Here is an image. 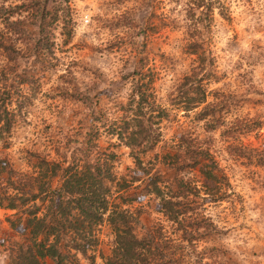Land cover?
<instances>
[{
  "label": "rangeland",
  "instance_id": "374dc122",
  "mask_svg": "<svg viewBox=\"0 0 264 264\" xmlns=\"http://www.w3.org/2000/svg\"><path fill=\"white\" fill-rule=\"evenodd\" d=\"M190 1L44 0L46 17L39 28L37 18L24 19L27 9L21 2L28 0H0V90L10 92L14 112L7 140L0 139V156L27 171L32 170L33 152L69 161L79 155L85 123L100 125V147L117 152L118 175L141 174L134 183L140 187L128 192L139 198L133 205L142 209L138 234L157 221L178 234L176 224L159 211L158 199L141 183L144 166L150 167V174L161 170L166 178H172L175 169L157 161L137 167L128 146L106 132L108 122L121 121L119 104L130 92L129 72L138 64L149 66L156 98L169 109L159 124L163 140L191 133L210 142L229 177L231 194L203 201L200 207L218 225L213 243L219 248L214 252L220 260L228 254L231 264H264V164L256 161L264 156V125L233 135L224 125L207 131L203 120L195 118L196 109L185 111L170 103L181 76L197 64L196 54L185 51L186 42L195 38L214 59L218 79H205L208 88L220 87L233 97L228 115L242 120L264 114V0H212V11L206 0L196 6ZM221 3L229 6V19L220 14ZM17 18L22 22L16 29L7 25ZM189 175L199 186L205 182L198 169ZM13 211L0 207V264L8 262L4 244L13 232L5 215ZM96 227L97 244L85 254L69 249L65 264H104L113 233L106 219ZM199 230L202 237L189 252L190 264L210 261L207 247L212 240L203 227ZM45 264L55 263L47 258Z\"/></svg>",
  "mask_w": 264,
  "mask_h": 264
},
{
  "label": "trees",
  "instance_id": "16d2710c",
  "mask_svg": "<svg viewBox=\"0 0 264 264\" xmlns=\"http://www.w3.org/2000/svg\"><path fill=\"white\" fill-rule=\"evenodd\" d=\"M28 1L21 2L27 9L24 19L37 18L41 28L47 11L44 0ZM200 1L191 0L190 3L196 6L205 0ZM206 1L207 8L212 11L213 1ZM2 7L1 3L0 13ZM220 7V14L229 19V6L221 3ZM15 20L7 22V25L16 29V24L22 19ZM3 47L9 49L11 46ZM185 49L187 53L196 54L197 64L181 76L170 103L185 111L196 109L195 118L203 120L207 131L224 125V130L233 135L261 128L264 114L242 120L230 117L232 95L220 87L208 88L209 80L205 79L216 81L218 75L212 67L213 56L201 39L187 41ZM9 56L15 59L13 54ZM129 77L128 98L119 104L123 111L121 121L113 119L108 122L106 132L128 146L137 167L142 162L157 161L175 169L176 174L166 178L161 170L150 174V167L144 166L142 173L145 177L141 183L146 192L158 199L159 211L165 219L172 225L176 224L175 229L180 232H168L163 223L157 221L138 234L136 228L140 225L142 209L133 205L139 198L128 192L139 186L134 183L141 174L128 172L118 175L114 170L117 152L108 147L101 148L100 125L86 122L84 138L77 149L79 155L69 161L33 152L32 170L27 171L14 168L8 158L0 156V207L14 210L5 215V221L13 232L4 244L7 264H45L47 258L55 264H65L69 249L85 254L97 244L96 226L104 219L113 233L111 251L102 256L104 264H190L189 252L196 249L202 237L200 227L212 240L207 247L211 254L206 264H231L228 254H223L225 256L220 260L214 252L219 248L213 243L219 233L218 225L210 215L200 211L203 201L224 199L232 191L226 171L209 146L211 143L191 133L163 140L159 124L167 118L169 109L156 98L152 86L153 71L149 66L144 69L138 64L129 72ZM9 98L8 90H0V139L5 141L14 120ZM160 141L163 143L158 151ZM257 157L256 161L264 164V156ZM194 169H198L205 179L200 186L198 180L189 175ZM135 171L136 167L133 168ZM211 185L214 187L209 188ZM198 256L201 263L202 255Z\"/></svg>",
  "mask_w": 264,
  "mask_h": 264
}]
</instances>
